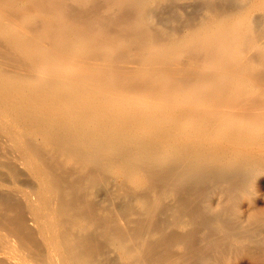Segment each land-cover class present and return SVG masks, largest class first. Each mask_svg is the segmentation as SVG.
<instances>
[{
    "label": "bare ground",
    "instance_id": "6f19581e",
    "mask_svg": "<svg viewBox=\"0 0 264 264\" xmlns=\"http://www.w3.org/2000/svg\"><path fill=\"white\" fill-rule=\"evenodd\" d=\"M0 264H264V0H0Z\"/></svg>",
    "mask_w": 264,
    "mask_h": 264
}]
</instances>
